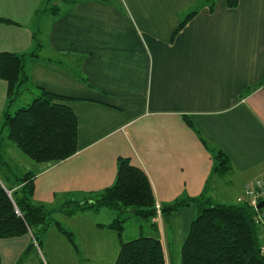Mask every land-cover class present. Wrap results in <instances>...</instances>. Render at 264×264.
<instances>
[{
    "label": "crops",
    "instance_id": "obj_1",
    "mask_svg": "<svg viewBox=\"0 0 264 264\" xmlns=\"http://www.w3.org/2000/svg\"><path fill=\"white\" fill-rule=\"evenodd\" d=\"M46 1L0 0V53L26 54L23 90L42 86L71 97L77 150L58 162H37L5 140L1 154L10 164L12 155L27 160L33 200L56 209L77 249L53 224L40 248L29 233L0 238V264H44L41 250L52 262L62 254L66 264L72 255L71 264H86L85 255L94 254L100 264H113L119 242L106 225L116 213L61 208L96 199L114 182L120 156L145 171L161 205L204 192L215 202L237 203L244 183L264 174V0L235 7L216 0L212 11L204 3L174 36L202 0H76L59 15L35 13ZM6 103L0 78V125ZM218 149L232 167L213 176ZM196 213L185 204L159 221L138 220L137 235L158 237L166 258L183 244Z\"/></svg>",
    "mask_w": 264,
    "mask_h": 264
},
{
    "label": "trees",
    "instance_id": "obj_2",
    "mask_svg": "<svg viewBox=\"0 0 264 264\" xmlns=\"http://www.w3.org/2000/svg\"><path fill=\"white\" fill-rule=\"evenodd\" d=\"M51 1L47 0L45 7L37 9L35 13L44 10L59 15L60 5L51 4ZM75 1L60 0L68 5ZM238 2L227 0L230 7L237 6ZM204 3L212 11L216 0H202L201 4L197 3L185 13L173 36ZM1 20L13 22L5 18ZM40 45L37 41L35 49L29 54L37 56ZM25 56V53L10 51L0 53V78L7 83V103L0 125V238L29 233L33 238L32 244L40 248L44 236L55 224L77 249L73 232L55 219L56 209L33 200L35 174L31 171L21 175L13 172L1 154L5 140L11 141L25 156L37 162H58L77 150L78 118L67 103L71 97L35 86L37 93L32 101L13 109L29 79ZM263 82L264 77L260 83ZM231 167L224 151L213 150V175L225 174ZM155 202L151 182L145 171L132 164L128 157L120 156L114 182L100 191L96 199L83 203L70 202L61 210L72 214L78 210L106 208L116 213L115 218L106 225L115 230L119 242L113 264H167L158 237L145 234L127 240L123 237L127 220L124 213L131 211L142 220L149 221L155 218ZM185 204L197 207V214L181 247L182 264H264V252L261 250L263 239L251 206L215 202L204 192L198 197H180L161 205L162 214L174 212Z\"/></svg>",
    "mask_w": 264,
    "mask_h": 264
},
{
    "label": "rangeland",
    "instance_id": "obj_3",
    "mask_svg": "<svg viewBox=\"0 0 264 264\" xmlns=\"http://www.w3.org/2000/svg\"><path fill=\"white\" fill-rule=\"evenodd\" d=\"M53 3H58V5H60L61 10L62 8L65 6H68V4H64L61 3L60 0H52L51 4ZM74 3H70V7L73 6ZM37 93L35 87L30 88V92H27V89L25 88L23 90V95H21L14 103L13 105V109H16L20 106H24L26 104H28L29 102L32 101V98L35 96V94ZM8 141V143L12 144L14 149L16 148V145H14L11 141ZM2 153V151H1ZM21 153V152H20ZM12 159H11V164L8 163L10 165V168L12 169L13 172L17 173V174H23L25 171H27L28 169V162H26L27 160H24L25 162H23L22 160L16 158V156L12 155ZM26 157L25 159H30L28 156H23ZM10 158V157H9ZM31 161V160H28ZM216 176V175H213ZM232 202V201H230ZM220 203V202H219ZM227 203V202H226ZM195 207V206H194ZM196 211H197V207H195ZM197 214V213H196ZM124 216L127 217L126 222L124 223V233L123 236L124 239H128V238H133L135 236H138V220H141L142 218L136 214H134L131 211L125 212ZM188 234V233H187ZM187 236V235H186ZM186 238V237H185ZM181 247L182 245H179V243H175V245L173 247H171V252L170 254L166 257L167 259V264H182V258H181ZM40 256V259L42 260V262L44 264H66L64 261H67V255H62L60 254V258L55 257L53 262L50 260V258L48 257V254H44L43 251L41 250L40 253H38ZM35 254H33L34 256ZM32 256V257H33ZM86 259L85 262L86 264H100L99 262V256L94 255L90 256V255H85ZM100 257L103 259V254L100 255ZM72 260V261H71ZM69 264H71V262H73V255L72 258L70 260H68ZM32 264H41L38 260H36L35 262H32ZM82 264H84L82 262Z\"/></svg>",
    "mask_w": 264,
    "mask_h": 264
},
{
    "label": "built area",
    "instance_id": "obj_4",
    "mask_svg": "<svg viewBox=\"0 0 264 264\" xmlns=\"http://www.w3.org/2000/svg\"><path fill=\"white\" fill-rule=\"evenodd\" d=\"M264 200V174L244 183L242 192L237 196V203L248 204L254 209V221L257 224L263 239L261 250L264 252V205L258 207V203ZM155 221L162 217V208L159 202H155Z\"/></svg>",
    "mask_w": 264,
    "mask_h": 264
},
{
    "label": "water",
    "instance_id": "obj_5",
    "mask_svg": "<svg viewBox=\"0 0 264 264\" xmlns=\"http://www.w3.org/2000/svg\"><path fill=\"white\" fill-rule=\"evenodd\" d=\"M262 205H264V200H262V201H260V202L258 203V207H261Z\"/></svg>",
    "mask_w": 264,
    "mask_h": 264
}]
</instances>
